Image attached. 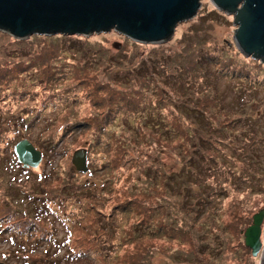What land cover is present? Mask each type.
<instances>
[{
  "label": "rangeland",
  "instance_id": "374dc122",
  "mask_svg": "<svg viewBox=\"0 0 264 264\" xmlns=\"http://www.w3.org/2000/svg\"><path fill=\"white\" fill-rule=\"evenodd\" d=\"M177 27L163 44L0 32V264H42L45 245L88 264H260L243 234L264 209V66L210 0ZM22 139L38 167L17 166ZM36 193L58 222L33 232Z\"/></svg>",
  "mask_w": 264,
  "mask_h": 264
},
{
  "label": "water",
  "instance_id": "95a60500",
  "mask_svg": "<svg viewBox=\"0 0 264 264\" xmlns=\"http://www.w3.org/2000/svg\"><path fill=\"white\" fill-rule=\"evenodd\" d=\"M205 0H0V32L23 40L34 35L91 36L115 32L141 44L168 42L179 24L192 20ZM233 18V41L264 66V0H210ZM24 168H36L41 152L26 139L14 146ZM77 172L87 171L86 151L74 152ZM264 209L245 230L244 245L264 264Z\"/></svg>",
  "mask_w": 264,
  "mask_h": 264
},
{
  "label": "trees",
  "instance_id": "16d2710c",
  "mask_svg": "<svg viewBox=\"0 0 264 264\" xmlns=\"http://www.w3.org/2000/svg\"><path fill=\"white\" fill-rule=\"evenodd\" d=\"M23 126H24V124H23ZM17 166L21 167L20 164H17ZM36 194H37L36 195L37 197L34 198V201L31 204H29V207L32 206L35 208L33 210L34 216H33V214H32L33 217L28 216V218L33 219L31 222V227H30V229L33 230V232H37L40 229V226H38L35 223V220H37V219H40V218L42 219L45 217L47 222H49V224L52 226H54V224H56L58 222V220L54 216V215H57V210H58V204L56 202V197H52L50 199L39 198L40 195L43 193H36ZM70 223L72 226L73 225L72 222H70ZM66 225L68 227L66 226V228H65L64 237H65V239H68L71 242L70 239L72 236V230L69 231L70 228H69L68 221H67ZM44 233H45V237L41 240L36 239V241H34V245H43L44 243L45 244L50 243L53 239H55L57 237L55 231L52 228H50V230H48V231L45 230ZM26 247L27 246L25 244H23V245L19 244V245H17L15 250H17V251L19 250V253L23 254V253H26V251L24 250ZM41 248H43V249H41V251L38 252V256L41 255L42 256L41 258H44V260L41 259L42 264H51L49 262V260H51V259L55 260L54 264H59L58 262H61V261L66 262L67 264H68V262H77V261L85 262V261H88L87 252L83 251L79 248L73 247L72 245L65 247L62 250V253L60 255L57 254L58 251H60L59 249L53 251L52 248L48 245H45ZM52 256H54L55 258ZM85 263H87V262H85Z\"/></svg>",
  "mask_w": 264,
  "mask_h": 264
},
{
  "label": "bare ground",
  "instance_id": "6f19581e",
  "mask_svg": "<svg viewBox=\"0 0 264 264\" xmlns=\"http://www.w3.org/2000/svg\"><path fill=\"white\" fill-rule=\"evenodd\" d=\"M178 28V27H177Z\"/></svg>",
  "mask_w": 264,
  "mask_h": 264
}]
</instances>
